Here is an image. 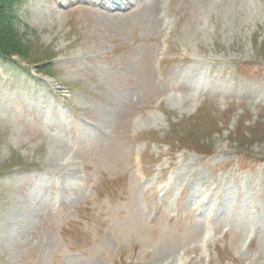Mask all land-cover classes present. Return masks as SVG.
Here are the masks:
<instances>
[{"label":"rangeland","instance_id":"obj_1","mask_svg":"<svg viewBox=\"0 0 264 264\" xmlns=\"http://www.w3.org/2000/svg\"><path fill=\"white\" fill-rule=\"evenodd\" d=\"M104 2L0 0V264H264V0Z\"/></svg>","mask_w":264,"mask_h":264},{"label":"bare ground","instance_id":"obj_2","mask_svg":"<svg viewBox=\"0 0 264 264\" xmlns=\"http://www.w3.org/2000/svg\"><path fill=\"white\" fill-rule=\"evenodd\" d=\"M102 1H103V0H101V3H102ZM104 1L106 2V0H104ZM105 2H104V3H105ZM124 7H125V5H124ZM232 217H233V216H232ZM230 219H231V218H230Z\"/></svg>","mask_w":264,"mask_h":264}]
</instances>
